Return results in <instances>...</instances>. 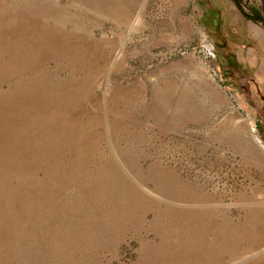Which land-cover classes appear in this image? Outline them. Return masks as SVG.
I'll list each match as a JSON object with an SVG mask.
<instances>
[{
  "label": "rangeland",
  "instance_id": "obj_1",
  "mask_svg": "<svg viewBox=\"0 0 264 264\" xmlns=\"http://www.w3.org/2000/svg\"><path fill=\"white\" fill-rule=\"evenodd\" d=\"M255 137L231 0H0V264H264Z\"/></svg>",
  "mask_w": 264,
  "mask_h": 264
},
{
  "label": "trees",
  "instance_id": "obj_2",
  "mask_svg": "<svg viewBox=\"0 0 264 264\" xmlns=\"http://www.w3.org/2000/svg\"><path fill=\"white\" fill-rule=\"evenodd\" d=\"M231 1L240 9L241 13L244 16H246V18L250 19L253 22H261L262 21V18H261L257 9H251L249 11V13H246L241 9L242 8L241 3H240L241 0H231ZM221 75H223L224 78L226 77L223 72Z\"/></svg>",
  "mask_w": 264,
  "mask_h": 264
},
{
  "label": "water",
  "instance_id": "obj_3",
  "mask_svg": "<svg viewBox=\"0 0 264 264\" xmlns=\"http://www.w3.org/2000/svg\"><path fill=\"white\" fill-rule=\"evenodd\" d=\"M260 4H261V9H262V20L264 24V0H260Z\"/></svg>",
  "mask_w": 264,
  "mask_h": 264
},
{
  "label": "bare ground",
  "instance_id": "obj_4",
  "mask_svg": "<svg viewBox=\"0 0 264 264\" xmlns=\"http://www.w3.org/2000/svg\"><path fill=\"white\" fill-rule=\"evenodd\" d=\"M255 138H256V137H255ZM256 141H257L258 145L264 149V147L261 145V143L258 141L257 138H256Z\"/></svg>",
  "mask_w": 264,
  "mask_h": 264
}]
</instances>
